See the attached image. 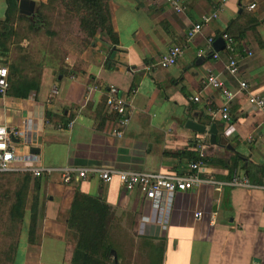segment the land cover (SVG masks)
<instances>
[{
    "label": "crops",
    "instance_id": "1",
    "mask_svg": "<svg viewBox=\"0 0 264 264\" xmlns=\"http://www.w3.org/2000/svg\"><path fill=\"white\" fill-rule=\"evenodd\" d=\"M179 2L183 10L175 13L163 0H107L116 46L96 34L88 46L66 49L41 70L36 92L26 99L0 97V125L20 132L14 139L18 153L35 148L32 154L43 168L96 166L181 176L191 156H197L216 181H226L236 170L253 188L215 191L195 184L175 193L157 216L147 199L124 191L115 178L65 185L56 175L42 177L33 242L26 235L30 197L12 264H69L73 243L65 221L76 191L100 199L134 242L144 238L160 244V264H264V111L246 102L247 94L264 99V0ZM249 4L253 10H247ZM4 9L0 0V20ZM212 14L215 18L202 24L173 66L144 69L171 46L181 45L200 16ZM223 33L235 43L238 79L248 86L230 104L227 123L209 119L207 110L217 109L223 98L203 85L214 74L230 91L237 90V81L224 69ZM207 39L216 59L209 53L197 56ZM93 84L99 90L113 85L124 98L131 115L120 138L111 135L115 120L104 109L101 92L86 98L85 89ZM186 121L205 130L214 124L218 143L210 145L206 131L184 128ZM184 150L189 154H178Z\"/></svg>",
    "mask_w": 264,
    "mask_h": 264
},
{
    "label": "trees",
    "instance_id": "2",
    "mask_svg": "<svg viewBox=\"0 0 264 264\" xmlns=\"http://www.w3.org/2000/svg\"><path fill=\"white\" fill-rule=\"evenodd\" d=\"M54 1L46 0L40 6L51 5ZM57 1L66 12L77 17L78 29L83 34V46H88L96 34L111 47L116 46L117 38L110 24L107 0ZM4 5L3 18L0 20V57H5L13 46V26L22 18L17 14V0H4ZM32 18L35 22L39 20L35 14ZM223 34L230 37L227 33ZM6 70L5 96L26 99L29 93L38 90L40 73L33 77L23 76L15 64L7 65ZM44 119L50 122L47 112H44ZM178 154L189 153L184 150ZM197 159L200 158L191 156L190 161ZM40 182V178L27 173L0 172V264L13 262L26 203L30 197L26 235L27 242H33ZM113 219L110 209L100 199L74 192L65 221L68 236L73 241L69 264H160V244L154 245L151 240L144 238L134 242L122 233Z\"/></svg>",
    "mask_w": 264,
    "mask_h": 264
},
{
    "label": "built area",
    "instance_id": "3",
    "mask_svg": "<svg viewBox=\"0 0 264 264\" xmlns=\"http://www.w3.org/2000/svg\"><path fill=\"white\" fill-rule=\"evenodd\" d=\"M163 2L175 13H179L183 10L179 0H163ZM253 9V4L247 6V10ZM213 18H215V15L213 14L209 16H200L199 23L194 24L186 30L184 41L181 45L171 46L165 54L144 67V69L149 71L150 69H165L173 66L177 59L182 55L187 44L200 33L202 24L208 23ZM220 38L224 43L223 51L226 55L224 69L229 77L237 81V90L234 92L230 91L218 76L214 74H208L203 80V85L218 90L223 98L222 104L217 109L207 110L209 119L213 120L217 118L220 121L227 123L229 122L230 104L234 100L236 94L239 92H245L248 86L245 82L238 79L239 59L235 56L236 47L233 39L226 34H221ZM211 45L212 39H207L205 50H199L197 56L200 57L209 53L213 59H216L218 54L211 52ZM6 78V67L0 65V97L4 96V92L7 89ZM85 90L86 98L91 93L101 92L104 109L109 114L113 115L115 120L116 128L111 131V135L115 138H120L123 131L128 126L131 113L128 111L124 98L118 95V89L113 85H107L104 89L99 90L98 86L93 84L87 86ZM53 93H55V91H53ZM192 101L196 102L197 98H192ZM246 102L255 109L264 111V99L261 96L247 94ZM71 124L72 122L67 124V129L71 127ZM20 135L21 133L17 130L0 125V172L27 173L34 178L56 175L59 182L65 185L71 184L77 180H85L92 177L97 178L102 183H108L112 178H115L124 191L138 192L147 199L152 208L156 211L157 216H161L162 213L167 210L175 193L190 191L195 184L210 185L215 191H219L222 187L236 189L253 188L248 179L245 176L238 174L236 170L231 172L226 181H216L213 176L206 173L205 167L200 159L191 162L187 167L188 172L181 176L133 170H116L96 166H91L89 168L63 169L43 168L38 165L36 155L29 152L18 153L14 139Z\"/></svg>",
    "mask_w": 264,
    "mask_h": 264
},
{
    "label": "rangeland",
    "instance_id": "4",
    "mask_svg": "<svg viewBox=\"0 0 264 264\" xmlns=\"http://www.w3.org/2000/svg\"><path fill=\"white\" fill-rule=\"evenodd\" d=\"M40 4L45 3L35 2L34 6V14L39 16L37 22L22 16L14 23L10 54L0 57V65L15 64L26 77L36 76L67 54L66 49L74 51L82 46L83 34L78 29L77 17L66 12L57 0L44 7Z\"/></svg>",
    "mask_w": 264,
    "mask_h": 264
},
{
    "label": "water",
    "instance_id": "5",
    "mask_svg": "<svg viewBox=\"0 0 264 264\" xmlns=\"http://www.w3.org/2000/svg\"><path fill=\"white\" fill-rule=\"evenodd\" d=\"M34 6L35 2L33 0H17V14L19 16H25V17H33L34 16ZM222 44V42H221ZM184 128L196 132V133H203L206 131V134L209 137V144L215 145V137L217 135V131L214 124H211L207 130L199 124H196L192 121H186L184 124ZM29 153H37V150L35 148H29ZM113 260L115 261V257L113 256Z\"/></svg>",
    "mask_w": 264,
    "mask_h": 264
}]
</instances>
